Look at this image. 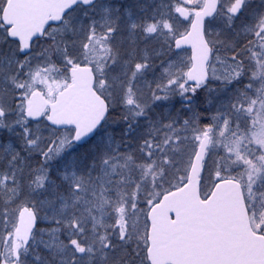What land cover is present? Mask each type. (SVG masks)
Wrapping results in <instances>:
<instances>
[{
    "label": "snow or ice",
    "instance_id": "obj_1",
    "mask_svg": "<svg viewBox=\"0 0 264 264\" xmlns=\"http://www.w3.org/2000/svg\"><path fill=\"white\" fill-rule=\"evenodd\" d=\"M0 264H264V0H0Z\"/></svg>",
    "mask_w": 264,
    "mask_h": 264
}]
</instances>
